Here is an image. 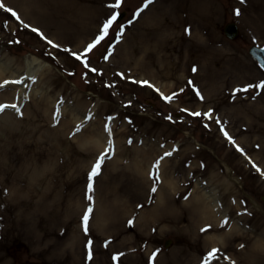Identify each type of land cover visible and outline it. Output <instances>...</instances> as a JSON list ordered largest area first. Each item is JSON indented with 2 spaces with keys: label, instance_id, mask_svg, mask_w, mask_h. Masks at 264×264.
I'll use <instances>...</instances> for the list:
<instances>
[{
  "label": "rangeland",
  "instance_id": "374dc122",
  "mask_svg": "<svg viewBox=\"0 0 264 264\" xmlns=\"http://www.w3.org/2000/svg\"><path fill=\"white\" fill-rule=\"evenodd\" d=\"M115 2L0 0L20 17L0 9V59L11 60L10 67L17 70L27 55L49 63L42 83L52 105L50 117L39 107L34 121L38 127L28 118L38 108L31 97L22 100L19 113L9 107L0 112V264H205L213 249L218 251L207 264H264V89L256 87L264 82V71L248 54L251 45H264V0H121L119 8L111 7ZM114 13L124 17L87 57L76 60L72 53H83ZM231 22L240 30L234 41L222 31ZM121 25L123 35L117 39ZM33 27L46 39L32 32ZM48 40L59 47L53 48ZM142 56L149 58L140 61ZM30 83L26 81L27 86ZM14 93L9 86L0 88V105L15 103L16 97L10 96ZM173 94L171 101L164 99ZM80 103L85 106L83 114ZM58 107L57 121L53 114ZM70 111L84 123L66 125L69 131L63 123L72 117ZM106 124L111 157L93 178L89 201L88 175L108 147ZM77 125H82L81 131L74 134ZM33 128L37 133L31 132ZM56 130L67 145L57 141ZM91 130L103 134L104 148L81 157L71 141L89 136ZM178 142L179 155L161 162L168 161L165 176L174 178L180 191L174 205L186 203L196 183L211 176L220 203L231 205L228 215L220 219L214 211L211 221L201 222L186 206L174 217H158L151 213L158 200V190L151 192V172L142 196L134 193L139 182L129 183L124 172L115 181L114 201L99 227L95 220L107 205L99 190L110 185L108 164L116 154L123 150L117 163L123 160L135 167L131 154L135 147L151 151L150 157L158 160L169 144ZM28 150L41 157L29 172V162L17 157ZM222 163L240 186L231 181ZM139 167L146 170L143 164ZM30 179L35 181L32 185ZM90 205L93 213L85 232L82 216ZM230 229L233 235L213 240ZM257 239L263 241L259 248L253 245ZM167 240L171 243L165 248Z\"/></svg>",
  "mask_w": 264,
  "mask_h": 264
},
{
  "label": "bare ground",
  "instance_id": "6f19581e",
  "mask_svg": "<svg viewBox=\"0 0 264 264\" xmlns=\"http://www.w3.org/2000/svg\"><path fill=\"white\" fill-rule=\"evenodd\" d=\"M3 1H5V0H3ZM42 1L46 2V0H42ZM47 5L49 8L52 6L50 4V2L47 3ZM58 7H60V6H58ZM58 7H56V8H58ZM27 9H25L24 11H27ZM0 56H1V54H0ZM16 61H19V59ZM21 61L23 62V65L21 68H19L17 70V69H12L10 67L9 62L6 63L4 61H1V59H0V81L3 80L2 84H4L5 81H14V80H21L22 81V83H20V84L9 83V84L5 85V86H9V87L15 89V93L10 95L11 98L12 97L14 98V96L16 97L15 103L12 102L8 105L10 106V105L15 104L18 107L22 104V100H25V99H28L29 97H31L33 99V104H35L38 108L35 109L36 113L32 114L28 118L34 124L35 127H38V125H35L34 121H36L35 118H37V116H38L37 114L39 113V107L40 108L44 107L46 115L49 114V117H50V113L52 112L51 101L47 97L48 91L45 90L44 83H42L43 82V76H44V79H46V77H47L46 71L50 70V65H49V63L43 61L42 59H40L39 57H36L34 55H27ZM162 61H163V59H162ZM163 64L161 66V69H163ZM136 66H137V64L134 63L133 69H137ZM140 70H141V68H140ZM142 70H144V69L142 68ZM29 80L31 81V83H30V85L27 86L26 81H29ZM29 86H33V87H29ZM54 99L55 98H53V100ZM78 109H79V112H81L83 114L85 106L80 103L78 105ZM63 112L65 113L66 109H64ZM72 112L70 111V115L72 117L70 119H68V121L64 122L63 125L69 126L72 123L83 124L84 120H82V117H78L76 115V113H74L75 111L73 112L74 114ZM96 112H97V110L95 111V114H96ZM64 113H63V115H64ZM91 113H94L93 108L90 110L89 114L91 115ZM49 122H51L50 118H49ZM68 126H66L65 128H68ZM36 130H37V128H33L31 130V132L35 134V133H37ZM56 131L58 133V134H56L57 141L58 140H65L64 141L65 145H67L66 143H68V141L66 138L63 139L62 135L60 136V134H59L60 130H56ZM69 131H70V129H69ZM69 131L66 133V136L68 135ZM95 131L91 130V132H89V136L87 135V137H85V135H80V136H76L72 139L71 144H72V142L75 144V147H77V150H78L77 154L79 156L83 157L86 155L87 157H89V156L91 157L94 153L96 155L99 151H101L104 148L105 142L103 143V141L105 140V138H103V134L95 132ZM196 144L197 143L195 142V145ZM83 152H86V154L84 155ZM150 152L151 151H146V149L144 150L143 148L139 149V148L135 147L133 149L132 153L130 152L135 157L134 161L137 164L135 167L132 166V167L128 168L127 166L124 167V165H121V164L118 165L119 163H117L116 160L119 158L120 155H123V153H124L123 150L120 151L118 153V155L116 154L115 158L112 159V161H110L109 164L106 163L111 167L110 169H111L112 173L109 176L110 185H105L102 188H100V190H99L101 195L104 197V201L107 203L106 207L104 208V211L101 209L102 214H100L99 217L97 218V220H95V223H98L99 227L102 226V221L105 219L106 213L108 214L107 207L112 205V202L114 201L115 190H116V182L115 181L121 175H124V172H127L125 175L127 176L129 183H132V181H134V180L139 182L138 185L136 187H134V193H135V191H137V193L135 195L142 196V194H143L142 192L145 190L146 184L148 185V182L146 179V174H147V170L149 169V166H150L152 159H153L152 157H150V155H151ZM17 157H18L19 161L25 160L26 162H29L28 163L29 167H27L28 172H29L30 166L33 165L35 167L39 163V158H41L40 154H36V152H34V151L32 152L30 150H28V152L22 153L20 156H17ZM93 159H94V157H93ZM93 159L87 164L90 165L92 163ZM81 162H82V159L77 160V166L80 167ZM167 163H168V161H165L164 164H162L161 176H162V179L164 181H162V183H161V186H160L158 194H157L158 200L156 202L154 209L151 211V213H153V212L157 213L158 217L159 216H161V217H163V216H171L172 217L173 216L174 217L175 215H177L180 207L182 208V207L187 206L186 208L189 211L191 217L192 218L196 217L201 222L211 221V219L213 218V215H214V211L215 212L221 211L220 216H223V215L228 213V210L231 209V205L229 204V202L227 204L224 203L221 205L220 194L218 193V190L216 189L217 186H216V188L213 187V185L211 183V176L208 179V181H204L205 184L201 183V181L196 183V186L194 187L192 195H190L189 200L186 201V203L180 204L179 206H175L174 205V199L172 197V193L175 192V190H176V183L172 179L166 180L164 177L165 168H166ZM106 164L104 165V167L106 166ZM140 164L145 165V167H144V168H146L145 171H143V170L139 171ZM173 168H175L174 165H173ZM225 168L227 171H229V168L226 164H225ZM71 169H70V171L75 170V168L73 169V167H71ZM35 171H32V173H31L32 177H35L37 175ZM102 174L103 173H101L100 177L96 178L97 179L96 184H98V182L101 180ZM38 179L40 180L42 178H38ZM232 181L235 184L240 185V183L237 179L232 178ZM34 182H35L34 180L30 179V181L28 183H30L32 185ZM228 184H226L224 187L226 189L232 190L231 187L228 188ZM159 212H160V214H158ZM163 212H164V214L161 215ZM154 215H156V214H154ZM191 230L192 231L194 230L193 227L190 228V232H192ZM233 232H235V231L231 230V229L228 232H226V231L221 232L220 238L219 239H213V240H216L219 242V241L223 240L225 237H229V236L233 235L232 234ZM260 242H263V241L260 239H257L254 241L253 245L255 247L259 248ZM222 247L223 246H220V249H222ZM217 259H219V258H217Z\"/></svg>",
  "mask_w": 264,
  "mask_h": 264
},
{
  "label": "snow or ice",
  "instance_id": "6c2138e0",
  "mask_svg": "<svg viewBox=\"0 0 264 264\" xmlns=\"http://www.w3.org/2000/svg\"><path fill=\"white\" fill-rule=\"evenodd\" d=\"M152 0H147V3H151ZM121 5V0H116L114 5H111V7L113 8H119ZM0 9H4L5 11L11 13V15L13 17H15L16 19H20V17L17 15V13L15 11H13L11 8H6L4 6L3 3H0ZM143 9H141L140 11H142ZM239 11H236V15H239ZM136 15H139V12H137ZM118 19V15L116 13H114L109 19H107L105 21V23L103 24L102 28L100 29V34L95 38V40L92 43H89L87 45V47L84 49L83 53H72V56L80 61L82 60L83 57H87V55L93 51V49H95L103 40H105V38L108 36L109 33V29L112 27V25L117 21ZM24 27L27 28L29 27V25L24 24ZM31 31L34 33H37L38 35L41 36L42 39H46V37L43 36V33L40 32V30L38 28H31ZM123 35V25L120 26V32L117 33V39H119L121 36ZM47 43L49 45H51L53 48H58L59 45L54 44L51 40H48ZM65 52H68L69 49H64ZM105 59H107V56H105ZM84 63V67L88 68L89 67V63L88 61L85 59L83 61ZM92 72H96L97 70L92 68L90 69ZM195 71V69H193ZM12 83V84H20L22 83L21 80H14V81H5L4 84L0 85V88H3L5 85ZM147 84L146 81L142 82ZM252 87L251 85L248 86V88ZM256 87L264 89V82H261L259 85H257ZM248 88L243 89V91H248ZM176 94H173V96H167L164 97L165 100L171 101L173 99V97ZM197 95H200L199 92H197ZM202 98V97H201ZM7 107H11L13 109H15L18 113L20 111V109L15 105H0V112H3ZM186 111V110H185ZM192 116L195 117H199L202 114L200 112H192L190 113ZM204 116H210V113H204ZM60 116H59V107L57 108V111L53 114V119L54 120H59ZM217 123H219V121H217ZM82 128V125H77L75 130H74V134L75 132H80ZM105 130L109 132V139H108V147L105 148L104 152L100 154V156L97 158L95 164L93 165L89 175H88V184H87V192L89 193V195H87V199L89 201L92 200V195H90V193L93 192V178L96 177L101 170V166L104 163V161L106 159H109L111 157V152H112V139H111V131L108 127V125H105ZM223 135L229 140L230 143H232L234 146H236L237 151H240L241 153H243V149L240 148L238 145H235V141L232 139V137L227 133V131H225L224 129H221ZM129 143H131V140L129 141ZM176 149H173V151H175ZM172 155V151L169 152H165L164 156L160 157L152 166V171L150 173V178L153 181L152 184V188H151V192L155 193L158 190V185L160 183H162V176H161V171H160V164L161 161L165 158V157H170ZM259 171V169H257ZM187 198V197H185ZM93 213V208L91 207V205L85 210L84 215L82 216V226L85 232L88 231V225H89V220H90V216ZM129 223H132V221H129ZM224 223H227V218L225 219ZM206 229H202L201 231H205ZM91 244V241H89V245ZM241 247H244L243 245H241ZM217 249H213L212 252H210L208 254V257H213L214 254L217 252ZM91 251H89V255L88 258L91 259ZM153 256H155V253H153ZM208 257L205 258V264H207V260Z\"/></svg>",
  "mask_w": 264,
  "mask_h": 264
},
{
  "label": "water",
  "instance_id": "95a60500",
  "mask_svg": "<svg viewBox=\"0 0 264 264\" xmlns=\"http://www.w3.org/2000/svg\"><path fill=\"white\" fill-rule=\"evenodd\" d=\"M119 18L120 17H118V19ZM224 32H225V35L231 39L234 38L238 34V30L235 24L227 25ZM250 54L258 61L260 66L264 68V48L252 47L250 49Z\"/></svg>",
  "mask_w": 264,
  "mask_h": 264
}]
</instances>
